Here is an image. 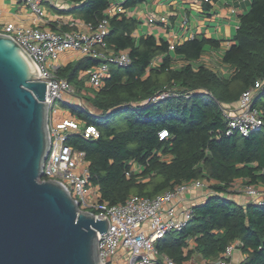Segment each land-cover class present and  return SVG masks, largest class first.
<instances>
[{
    "label": "trees",
    "instance_id": "16d2710c",
    "mask_svg": "<svg viewBox=\"0 0 264 264\" xmlns=\"http://www.w3.org/2000/svg\"><path fill=\"white\" fill-rule=\"evenodd\" d=\"M68 1L75 5L68 13L96 26L106 17L111 0ZM135 3L128 0L125 6ZM136 26V20L122 14L109 18L108 47L128 52L132 63L112 66L102 86L84 97L82 107H69L72 115L99 133L95 139L76 132L67 138L73 150L85 154L98 203L111 206L131 196L152 198L185 182L205 181L210 193L192 207L182 230L156 243L159 254L175 264H189L195 256L203 261L199 264H213L238 242L244 255L239 264H264V203L242 205L229 197L237 181L264 189V82L253 98L262 113L260 131L248 137L228 136L225 116L244 91L264 81V0H251L240 18L235 44L222 55L221 62L231 68L228 77L193 63L207 49L218 48V41L193 37L175 44L170 53L164 40L135 38ZM157 59L160 63L153 64ZM177 61L182 63L175 65ZM102 62L79 58L56 75L82 90L85 79L79 75ZM163 92L169 97L150 102ZM119 114L125 116L121 128L111 123ZM163 130L167 137L160 139Z\"/></svg>",
    "mask_w": 264,
    "mask_h": 264
},
{
    "label": "built area",
    "instance_id": "2783aa9c",
    "mask_svg": "<svg viewBox=\"0 0 264 264\" xmlns=\"http://www.w3.org/2000/svg\"><path fill=\"white\" fill-rule=\"evenodd\" d=\"M28 9L38 22H44L46 14L41 5L43 0H14ZM50 7L57 8L63 0H46ZM209 1V0H205ZM121 8L114 10L120 12ZM151 18L149 22H152ZM109 33V18L104 17L96 26L79 23L69 30H49L43 28L24 29L13 23L4 26L1 34L12 37L31 57L38 75L46 80L45 102L48 106V132L50 145L42 169L41 181L60 182L78 202L81 211L92 212L95 218L108 221L107 231L98 234L97 251L102 264H175L165 255L159 254L156 243L168 233L182 230L192 217V207L184 204V194L193 191H210L205 181L192 180L152 198L131 196L117 205L99 204L93 193L95 187L90 182L85 154L75 151L67 144L70 133H80L85 139H95L99 133L96 127L85 125L81 120L61 115V105L82 107V100L75 94V88L66 79L58 78L57 64L61 53L77 52L84 57L100 59L103 62L92 68L89 84L93 89L102 86L103 78L110 67L124 68L132 63L128 52H107L106 37ZM173 46H170V50ZM264 81H257L254 87L244 91L237 103L234 114L226 113V135L248 137L263 127L261 111L254 106L255 92ZM163 92L150 99L152 104L169 97ZM73 101L75 103H73ZM70 103V104H69ZM166 138V131L159 133ZM237 186V185H235ZM234 186V187H235ZM239 186V185H238ZM250 202L262 205L264 190L259 192L253 186H241ZM206 188V190H205ZM234 189V188H233ZM205 195V198H206ZM239 243L228 246L213 264H235L233 253Z\"/></svg>",
    "mask_w": 264,
    "mask_h": 264
},
{
    "label": "water",
    "instance_id": "95a60500",
    "mask_svg": "<svg viewBox=\"0 0 264 264\" xmlns=\"http://www.w3.org/2000/svg\"><path fill=\"white\" fill-rule=\"evenodd\" d=\"M46 80L0 33V264H102L107 219L79 210L60 182L40 180L50 145Z\"/></svg>",
    "mask_w": 264,
    "mask_h": 264
},
{
    "label": "crops",
    "instance_id": "0c3cea01",
    "mask_svg": "<svg viewBox=\"0 0 264 264\" xmlns=\"http://www.w3.org/2000/svg\"><path fill=\"white\" fill-rule=\"evenodd\" d=\"M127 1L128 0H111L109 7L105 11L106 17L111 18L122 14L127 18L134 19L137 21L136 30L133 33L135 38L138 39L149 35L157 41L164 40L168 42L170 46L181 44L193 37H207L216 40L220 44L219 47L207 49L204 55H202L197 62L193 63L196 65L203 64L212 68L209 62L214 63V61H217L218 69L214 70L223 77L229 76L231 68L223 64L221 58L225 50L230 45L235 44L233 39L240 24V18L249 10L251 0H136L133 6L126 7L125 3H127ZM41 5L46 14L44 22H38L35 17L29 13L28 9L16 3L14 0H0V33L8 23H13L17 27L24 29L39 27L49 30H69L73 28L74 25L85 23L83 20L68 13V11L75 7V5L68 0L59 2L57 8L50 7L46 0H43ZM118 8H121V11L115 13L114 10ZM151 18L153 21L149 22ZM64 27H66V29H64ZM170 46L169 51L172 53L173 49L170 50ZM107 52L114 51L107 45ZM83 57L84 56L74 51L63 52L59 55L57 64L60 68L66 66L69 62ZM175 58L180 59L181 57L175 56ZM158 63H160V59L153 62V64ZM180 63H182V61H177L175 65H179ZM91 70L92 68L88 72L79 75V78L85 79V88L82 89L83 96L77 95L78 98L82 100V104L84 103V97L89 96L88 92L93 89L88 82ZM62 107L67 108L68 106L62 104L61 110ZM236 108L237 104L231 105L227 109V113L234 114ZM62 112L61 115L63 117H70L72 115L68 111L62 110ZM72 117L78 119L73 115ZM237 182L238 184L243 183L242 181ZM232 189V193L229 194L230 198L242 205L250 202L248 197L245 198L242 195L233 193ZM93 193L98 198V189L96 187ZM205 195V191L202 192L198 190L184 194L185 200L183 205L191 206L201 204L205 200ZM243 258L244 255L240 250L237 249L234 251L233 261L235 264H239ZM201 263H203V261H201Z\"/></svg>",
    "mask_w": 264,
    "mask_h": 264
},
{
    "label": "rangeland",
    "instance_id": "374dc122",
    "mask_svg": "<svg viewBox=\"0 0 264 264\" xmlns=\"http://www.w3.org/2000/svg\"><path fill=\"white\" fill-rule=\"evenodd\" d=\"M209 64H211L210 66L213 68V69H218V62L217 61H214V63L212 62H209ZM75 88V87H74ZM83 92V90L81 91V90H78V89H76L75 88V94L76 95H79V96H83L82 93ZM85 93V92H84ZM73 103H75L74 101H73ZM70 104V103H69ZM62 110L63 111H68V112H70V110H69V107H67V108H65V107H62ZM74 116V115H73ZM76 117V116H75ZM83 123V122H82ZM111 123H112V125L113 126H116L117 128H121V127H123L124 125H125V116L123 115V114H119L117 117H115L114 119H112L111 120ZM138 167L137 166H134V170H136ZM239 185V186H238ZM244 184H237V186H235L234 187V189H232V191H233V193H236V194H238V195H242V196H244L245 198H249V196H247L246 195V193H245V191H244V189L241 187V186H243ZM257 190H258V188H257ZM263 190L264 189H259V192H263ZM204 191V190H203ZM202 191V192H203ZM250 199V198H249ZM201 260H200V258L199 257H194L190 262H189V264H199V262H200Z\"/></svg>",
    "mask_w": 264,
    "mask_h": 264
}]
</instances>
